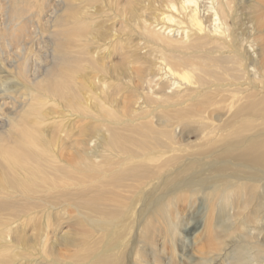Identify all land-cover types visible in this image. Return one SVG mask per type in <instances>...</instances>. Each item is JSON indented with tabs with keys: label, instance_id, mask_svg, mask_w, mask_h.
Returning <instances> with one entry per match:
<instances>
[{
	"label": "rangeland",
	"instance_id": "obj_1",
	"mask_svg": "<svg viewBox=\"0 0 264 264\" xmlns=\"http://www.w3.org/2000/svg\"><path fill=\"white\" fill-rule=\"evenodd\" d=\"M233 1L226 46L175 55L186 63L212 53L220 67L203 81L210 95L171 108L151 93L165 87L153 82L165 76L150 78L163 49L142 28L161 19V0H0V147L36 177L20 191L0 171V264H127L138 224L147 237L133 264H264V0ZM165 50L171 59L175 49ZM179 110V124L165 123ZM34 127L37 146L26 150L17 136ZM175 128L182 152L170 168L142 159L166 149ZM246 147L252 155L237 156ZM223 161L256 168L227 172L254 183L175 193L224 174ZM106 219L117 223L101 226Z\"/></svg>",
	"mask_w": 264,
	"mask_h": 264
},
{
	"label": "bare ground",
	"instance_id": "obj_2",
	"mask_svg": "<svg viewBox=\"0 0 264 264\" xmlns=\"http://www.w3.org/2000/svg\"><path fill=\"white\" fill-rule=\"evenodd\" d=\"M161 1L163 2V5L165 4V8H164L165 11H163L164 13L161 15V19L155 18L151 22L145 21L143 23L142 28L146 36L149 39H151L154 43L158 41L159 43L157 45L165 51L164 53L162 50L163 56L161 57V62L158 63L159 66L158 71H160L159 73L161 74H159V76L153 75L152 77H150L151 80H153L152 78L156 79V77L165 76V79L162 81L157 80L158 78L156 80H153V82H157V81L160 82L165 87L162 90V92L159 90H155V88H152L151 93H153L152 95H159L160 96L159 99H162L164 103L170 104V107L172 108L173 106L171 103L172 101L175 102V107H177V102L189 96L188 94H191L192 92H195V96H193L190 100L201 99L205 96L210 95L211 90H206L204 88L205 82L203 81H206L208 79L209 69L210 70L219 69L220 67L218 64H214L213 61H211L214 59L212 53L210 52L207 55L208 57L204 56L202 53H198V56L193 57L192 59L188 60L186 63L183 62V59L177 58L175 55L182 54V50H193V49L198 50L201 48V46L203 47L226 46L223 42V39L224 38L230 39L231 37H233V34H231L229 27V19H230L229 13H232V4L234 1L233 0H161ZM165 48L175 49V51L170 52L171 59L169 58L164 59V57L167 56L166 54L169 53L165 50ZM137 49L138 48H136V50ZM234 54H237L238 57L240 58V62L237 64V66L241 74L244 72L245 76H251L250 72L246 68H244L241 64V56L239 52L235 51ZM137 55L135 56L136 58L138 57ZM214 55L216 56V54ZM139 57L138 60H141L139 59ZM228 58L230 57L228 56ZM250 60H251V65L253 67L254 58H250ZM183 63L185 65H183ZM205 73H207V76L203 77ZM256 75L258 77V74L255 73L254 76ZM57 84L58 85L56 86V88L57 87L58 88L60 87V89L65 88L60 86L59 83ZM205 90L207 92L202 94ZM175 99L177 100L175 101ZM40 102L41 103L39 104L41 105L42 103H44L41 100ZM207 105L209 107H214L215 105H218V103L213 98L207 101ZM163 111H165V109H163ZM183 114H184L183 110L176 111L174 115L169 114L167 116V122L165 123H169L170 118H173L175 123L179 124L177 120L180 117L184 116ZM197 116L201 117L202 115L200 114V112H198L195 118H198ZM165 123L162 122V124ZM182 125L186 126V123L183 122ZM28 131L29 133H26L25 135L17 136L18 139L17 144H19L22 148H25L26 150L28 148H32L33 146H37V143H34V139L40 132L39 129H36L35 127L32 129V131L30 129H28ZM175 136H176V128L173 129V131H171L169 136L164 134L166 149L159 151L158 153L154 151L146 152L142 155V159L146 160L147 162L152 161L153 163H158L159 161L163 160L162 158H164V161L167 159L166 161L167 166H169L170 168V166H172L171 164L175 163V161L179 159L177 157V153L182 152L181 150L177 148H173L172 146V138ZM250 140L251 138L248 140V142ZM252 151L253 150L246 147L240 150L237 153V156L249 157L252 155ZM171 153L172 154L176 153V154H173L174 156H172ZM167 154L168 156H166ZM16 157H20L17 151L0 147V171L5 176H6V172H9L10 186L12 187L14 185H17L15 188H18L20 191H23L25 188L24 184L27 183L31 187L33 185L32 181L33 182L36 181L35 179L36 177H33V175H29V174L25 175L24 172H26V170L23 169L22 163H21L22 165L17 163ZM136 157L137 156H131L132 160H137L138 158H140V156H138V158ZM135 163L136 162H134V164ZM205 164L208 166L214 165L213 162H206ZM164 165L165 164L163 163V166ZM15 166H19L21 168V173L15 175L17 176V178L12 176L13 174L8 170V169L11 170V168ZM220 166H222V170H224L225 172L224 174H219V176L215 178H213L212 176H207L202 181L185 182L179 185L177 188H175V193H177L178 197L181 199L188 197L194 198L198 196L200 193L206 192L209 186L216 183L219 179H221L222 182L228 184L227 187L228 190L235 188L233 186L234 183L237 184L254 183V180L250 176L240 175L239 177H237L236 174H227V172L232 170H239L243 168L250 173H254L257 171L256 168L252 166L245 167L244 164L235 163L233 161H223L220 163ZM182 168H184V164L181 167V169ZM259 170L263 171L262 169ZM207 171L208 170L204 172ZM167 173L171 174V171H168ZM253 186L255 187L258 185H253ZM116 223L117 222L115 221H110L106 219L101 226L114 225ZM121 224H124V222H122ZM137 226H138L137 231H133L132 229H130L131 230V234L129 237L130 250L126 256L127 264H133L134 257L135 259L138 258V251L145 252L144 240L147 237L146 229L145 227H143V224H138ZM138 237L141 239V242L138 241ZM125 243L126 241H122V244L124 246ZM151 251L152 253H154L153 250ZM153 256L155 257L156 255Z\"/></svg>",
	"mask_w": 264,
	"mask_h": 264
}]
</instances>
